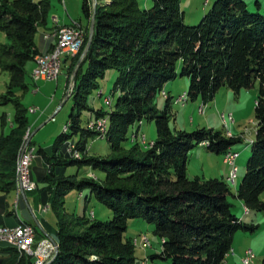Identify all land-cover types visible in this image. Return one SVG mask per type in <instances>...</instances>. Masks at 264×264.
I'll return each instance as SVG.
<instances>
[{"label":"trees","instance_id":"trees-1","mask_svg":"<svg viewBox=\"0 0 264 264\" xmlns=\"http://www.w3.org/2000/svg\"><path fill=\"white\" fill-rule=\"evenodd\" d=\"M49 5V0H0V29L8 39L0 45V68L9 72L0 104L11 103L14 108L12 119L4 112L0 115V216L14 213L9 196L16 191L21 150L30 130V108L22 102L29 88L25 65L40 55L35 33L39 26H46ZM82 10L89 17L87 0H82ZM78 55L72 56L69 71ZM108 68L117 72L113 87L119 93L110 110L94 109L87 103L88 94L99 88ZM178 68L179 74L189 78L188 95L201 96L203 104L221 86L237 90L258 80L255 133L236 196L247 210L264 209L260 198L264 190V14L250 10L247 0H214L198 23L189 24L183 19L180 0H152L150 6L142 7L138 0H98L92 39L74 75L68 123L50 146L38 147L34 155L39 165L30 164V177L36 182L33 190L41 201L50 202L57 217L53 239L58 250L46 264H134L135 247L124 231L127 219L137 216L152 223L153 232L160 236V251L148 258L168 264H222L232 249L235 230L255 228L256 224L242 221L231 211L227 196L232 190L225 179L187 175L191 147L202 142L210 151L226 154L241 137L205 126L191 131L170 127L169 98L159 110L155 96L178 74ZM83 109L97 115L108 112L109 143L115 151L123 148L124 152L106 157L65 152L67 142L83 152L81 138L91 136L87 126L81 125ZM143 117L155 119L154 144L125 147L129 126L138 125L137 119ZM7 123L9 128L4 130ZM78 132L81 138H73ZM70 163L100 168L104 178L77 179L76 173L65 174ZM85 186L113 215L92 221L78 215L87 225L74 231L58 203L64 202L69 189ZM24 222L34 226L35 237L44 233L27 220L20 219L17 226ZM18 253L15 246L0 241V264H33L28 254Z\"/></svg>","mask_w":264,"mask_h":264},{"label":"rangeland","instance_id":"rangeland-1","mask_svg":"<svg viewBox=\"0 0 264 264\" xmlns=\"http://www.w3.org/2000/svg\"><path fill=\"white\" fill-rule=\"evenodd\" d=\"M87 1L90 8L89 17L85 16L82 10V0H49L50 5L47 14V24L46 26H39V29L35 33V41L40 42L41 38L42 40L47 41L48 47L51 51L53 45L56 44L55 40L57 38L53 36V32L63 28V26L60 25L79 24L83 28L82 42L75 52L60 54L61 63L56 79H33L32 69L37 66V58L36 60L27 61L25 70L29 88L23 93L22 102L30 108L27 111V116L31 128L27 135L25 134L26 138L24 139L21 154L25 148V144L34 146V149L33 147H30L33 154L37 151L40 145L43 147L50 146L55 137L62 131L63 127H65L64 125L68 123L69 113L73 105L71 93L74 83L72 85L71 80L74 79L75 82L74 75L76 73V69L88 51L87 49L86 53L82 56L83 50L89 39L91 15L95 13V7L98 3V0ZM213 1L214 0H180V7L183 11L184 21L189 24L198 23L203 14L212 6ZM138 2L141 7L150 6L152 4V0H147V5H145L146 0H138ZM247 3L250 10H258L264 14V0H260L259 4H256L255 0H247ZM53 14L66 16L67 18H72L74 20L69 23L61 24L58 23L56 16H52ZM51 16L53 21L52 26ZM54 17H56V21ZM86 30L88 33L85 41ZM7 40L5 32L0 29V45ZM49 49H46L47 51L39 50L38 54L41 55V53H48ZM75 55H78V58L71 71H69L72 56ZM80 57H82L81 61L76 67ZM82 66L83 69H85L86 62ZM179 71L180 68L177 69L178 74L175 77L165 82L163 85L164 90L160 91L155 96V104L159 110H163L165 108L167 104L166 98H169L168 113L170 116V127L174 130L183 129L191 131L195 128L205 126L215 130H224L227 135H237L241 137L239 141L234 142L230 146L233 149L232 151L238 153V156L235 159L237 171L234 181L231 180V175L235 172L234 166L229 163L228 165L222 162V158L223 161H225V153L210 151L206 145H201L204 144L202 142L194 145L188 150V158L186 161V172L190 177L194 175L209 177L215 172H222L223 179L228 182L232 190V193L227 196V199L231 204V211L242 221L248 223L253 222L256 224L255 228L252 230L241 228L235 230L232 238V249L226 255L222 264H261L262 256L264 254V209L257 210L249 208L247 210L240 198L236 196V189L245 172L246 161L250 154V141L253 139L255 133L254 105L258 90V80L255 79L253 85L251 86L241 87L237 90L231 89L227 86H221L215 92L214 97L211 100H207L205 104H203L201 96L191 98L188 95L187 89L189 85V78L186 75L179 74ZM116 74L117 72L114 68L106 69L105 74L99 79V88H94L88 94L87 103L91 107L94 109L101 107L103 110H110L113 108V104L119 93V90L114 89L113 87ZM8 80L9 72L0 68V93L5 90ZM35 89L37 90L34 91ZM100 89L102 90V93L100 92ZM66 92L69 94L63 101ZM183 95L185 98H183ZM62 101V105L58 107ZM33 106L37 107L35 113L32 112ZM45 108L47 109L44 115L38 120L34 119L37 115L41 114ZM2 112L6 114L8 120L12 119L14 112L13 105L11 103L0 104V115ZM230 116H232V119H229ZM80 119L81 125L83 127L86 125L91 131V136H87L82 139L79 132L73 134V138H81V140H83L85 148L82 152L77 148L76 144L67 142V145L65 146V152L67 154L86 156L96 155L106 157L125 151L123 148L115 151L109 143L107 132L110 119L108 112L105 111L103 114L97 115L93 113L92 110L83 109ZM137 120L138 125L137 122H135L129 126L128 132L130 136L123 142V145L128 147L131 143H136L144 148L151 147L154 144V139L157 134L155 119L151 117H143ZM133 127L135 128L132 130ZM8 128L9 123L4 126V130H8ZM31 133V138H29V134ZM27 140L28 142L26 143ZM39 160V158L34 156L32 159V165H39ZM220 169L224 171H220ZM17 170L19 177V165ZM228 170L229 174L227 176L226 172H228ZM64 172L65 174L76 173L77 179L89 177L101 181L104 178V172L100 168H95L86 164L78 167L77 164L70 163L66 165ZM218 176L220 177L221 175ZM40 185H44V183L41 182ZM21 190L22 189L17 183V198L20 195L19 193L22 191L24 192V190ZM85 194H90L87 186L82 187L80 190L77 188H71L65 194L64 202L58 203V208L61 214L65 216L70 223L69 227L71 226L74 231H82L87 225L78 215L83 214L85 216L83 219L86 221H92L95 219L107 220L113 215L112 210L97 200L93 194H90L89 198L87 196V199L85 198ZM28 196H31L30 192L28 193ZM14 198V193L11 192L9 200L12 201L13 212L15 210V204H17V201H15ZM260 198L264 201V190L260 193ZM24 202L25 201H23V199L18 201L19 210H21L22 204H25ZM51 207L50 202H43L41 200L39 203L40 211L36 207L32 210L26 206L25 213L28 212V216L36 227L42 228L36 223V219L39 217L45 223V226H43L45 233H37L34 238L33 246L44 239L50 240L52 243V240L48 237L54 236L58 227L56 223L57 217ZM124 236L130 237L135 247L134 254L136 258L134 264H168V261L160 258H154L153 260L148 258L151 253L159 252L161 248L160 236L153 232L152 223H149L138 216L128 218ZM249 250L252 251L254 256L250 261H245V256H247L246 254ZM18 254L22 255L20 251ZM53 254L54 248L49 257L46 260H43L44 262L41 264L49 262V259L52 258ZM28 255L33 259V264H37V254L31 253Z\"/></svg>","mask_w":264,"mask_h":264},{"label":"built area","instance_id":"built-area-1","mask_svg":"<svg viewBox=\"0 0 264 264\" xmlns=\"http://www.w3.org/2000/svg\"><path fill=\"white\" fill-rule=\"evenodd\" d=\"M56 21V19H55ZM64 39L60 44V54L62 53H73L75 52L79 45L82 42L83 28L78 24L63 25ZM60 54L57 57V60L50 66H45L42 73H34L33 70V79H56L59 73L60 68ZM37 109L36 106H33V111ZM26 148V155L22 162V174L21 181L19 186H23V190H32L33 188L29 187V178H30V164L34 154H28V147ZM228 156L233 159L234 170H235V154L228 152ZM2 231H9V238L1 239L2 242L10 243H22L23 247L26 249L28 254H37L36 263L40 264L46 260L51 254L54 246L50 240L44 239L38 242L33 246L35 234H28L21 227H17L16 224L7 225L2 224ZM1 231V232H2ZM46 242V243H45Z\"/></svg>","mask_w":264,"mask_h":264},{"label":"bare ground","instance_id":"bare-ground-1","mask_svg":"<svg viewBox=\"0 0 264 264\" xmlns=\"http://www.w3.org/2000/svg\"><path fill=\"white\" fill-rule=\"evenodd\" d=\"M53 36L54 37H57L56 40H55V43L56 44L53 45V48H51L52 49L51 51L49 50L48 53L41 54V55H39L37 57V60H36L37 66H36V68H34V73H42L44 71L45 66H50L51 64H53L57 60V57L60 54V44H61V42L64 39L63 28L58 29V30H55L53 32ZM184 95H183V98H185ZM229 119H232V116H230ZM26 147H27V145L25 144V148L22 151V154L23 153L24 154L21 156V159H20V162H19V177H18V182H17L18 183V186L20 185V181H21L22 162H23V159H24V157L26 155ZM29 147H32V146H29ZM29 147H28V154H33V153L29 152ZM228 152L231 153V154H235V159L238 156V153H236V152H234L232 150H229ZM228 152L225 154V156H224L225 159L224 160L227 163H229L230 165H233L234 166L233 159H231L228 156ZM236 169H237V165H235V172H233V174L231 175V177H232L231 180L232 181L235 180L236 171H237ZM19 187L23 190V186H19ZM29 187L30 188H33V189L36 187V183L31 179V177L29 178ZM17 227L23 228V230L25 232H27L28 234H35L34 226L32 224L28 223V222H24L22 225H19ZM1 231H2V226H0V240L1 239L9 238V231H2V232ZM7 243L15 246L20 252L27 253V251L23 247V244L22 243H10V242H7ZM246 255L247 256H245V261H250L253 258V256H254V254L252 253L251 250L247 251V254Z\"/></svg>","mask_w":264,"mask_h":264},{"label":"crops","instance_id":"crops-1","mask_svg":"<svg viewBox=\"0 0 264 264\" xmlns=\"http://www.w3.org/2000/svg\"><path fill=\"white\" fill-rule=\"evenodd\" d=\"M145 5H147V0H146V2H145ZM52 16H56L57 17V20H58V23H69V22H71V21H73L74 19H69V18H67L66 16H59V15H56V14H53ZM52 16H51V21H52ZM56 17H54V19H56ZM52 24H53V21L51 22V26H52ZM47 26H49V25H47ZM60 26H63V25H60ZM37 43V46H38V48H39V50L40 51H44V50H46V49H48V42L47 41H44V40H42V38H41V40H40V42H36ZM35 65V64H34ZM37 89H35L34 91H36ZM50 104V103H49ZM47 106H49V105H47ZM46 109L47 108H45L44 109V111L41 113V114H39V115H37L34 119H40L41 118V116H43L44 115V113H45V111H46ZM33 113H35L36 111H32ZM31 128V126H30V124H29V129ZM201 145H205V144H201ZM30 146H32V145H30ZM33 147V149H34V146H32ZM35 154V153H34ZM35 156V155H34ZM33 156V157H34ZM36 157V156H35ZM37 158V157H36ZM33 159V158H32ZM222 162L223 163H225V164H228L227 162H225V161H223V158H222ZM229 165V164H228ZM229 170H230V167H229ZM229 170H228V172H226L227 173V176H228V174H229ZM220 171H224V170H222V169H220ZM214 173V172H213ZM220 173V174H219ZM212 175V174H211ZM218 175H221L220 177L221 178H223V174H222V172H215L212 176H218ZM226 176V177H227ZM219 177V176H218ZM228 178V177H227ZM31 193V196H28V193ZM13 193H14V196H15V201H17V204H15V210H14V213L13 214H10V215H4V213H1V216H0V226H2V224H7V225H12V224H18V221L21 219V220H27V221H30V222H32L31 221V219H30V217L28 216V212H26L25 213V211H26V206L29 208V209H32V210H34V207H36V208H38L39 209V203H40V198H39V195L36 193V191L35 190H28V191H24V192H21L20 193V195H19V197L17 198V196H16V191H13ZM23 199V201H25L24 203L26 204H22V207H21V210H19L18 209V201H20V200H22ZM11 203H12V201H11ZM39 211H40V209H39ZM29 223V222H28ZM36 223L38 224V225H40L42 228H38V229H40V230H42V231H44V229H43V226H45V223L43 222V220L39 217V218H37L36 219ZM31 224V223H30ZM44 233H45V231H44ZM54 236H52V237H48V238H53Z\"/></svg>","mask_w":264,"mask_h":264},{"label":"water","instance_id":"water-1","mask_svg":"<svg viewBox=\"0 0 264 264\" xmlns=\"http://www.w3.org/2000/svg\"><path fill=\"white\" fill-rule=\"evenodd\" d=\"M94 23H95V13H93V14L91 15L90 29H89V39H88V42H87V44H86V46H85V48H84V50H83L82 56L86 53V51H87V49H88V47H89V45H90V42H91V39H92V34H93V31H94ZM81 58H82V57H80V59L78 60V62H77V64H76V67L79 65V63H80V61H81ZM73 83H74V79L71 80V84H72V85H73ZM68 94H69V93L66 92V95H65L63 101L67 98ZM63 101L58 105V107H60V106L62 105ZM51 117H52V116H51ZM34 131H35V130H34ZM34 131H33V132H34ZM33 132H32V133H33ZM32 133L29 134V138H31ZM29 138H28V140H29ZM28 140L26 141V143L28 142ZM22 192H23V191H22ZM51 240H52V243H53L54 246H55V247H54V254H53V256H52V258H53V257L55 256L57 250H58V246H57V242H56L53 238H51ZM52 258H50L49 260H51ZM49 260H48V261H49Z\"/></svg>","mask_w":264,"mask_h":264}]
</instances>
